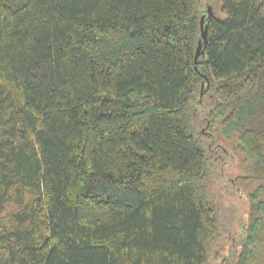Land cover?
Masks as SVG:
<instances>
[{
	"label": "trees",
	"instance_id": "obj_1",
	"mask_svg": "<svg viewBox=\"0 0 264 264\" xmlns=\"http://www.w3.org/2000/svg\"><path fill=\"white\" fill-rule=\"evenodd\" d=\"M220 140L258 264L264 0H0V264H209Z\"/></svg>",
	"mask_w": 264,
	"mask_h": 264
},
{
	"label": "rangeland",
	"instance_id": "obj_2",
	"mask_svg": "<svg viewBox=\"0 0 264 264\" xmlns=\"http://www.w3.org/2000/svg\"><path fill=\"white\" fill-rule=\"evenodd\" d=\"M220 141L222 162L210 166L207 187L211 199L219 206L221 235L212 247L209 264H232L236 245L244 237L242 230L250 207L247 197L254 186L240 179L250 173V168H243L240 156ZM257 263L264 264V251L260 252Z\"/></svg>",
	"mask_w": 264,
	"mask_h": 264
},
{
	"label": "water",
	"instance_id": "obj_3",
	"mask_svg": "<svg viewBox=\"0 0 264 264\" xmlns=\"http://www.w3.org/2000/svg\"><path fill=\"white\" fill-rule=\"evenodd\" d=\"M208 12H210V8L207 9ZM211 15V14H209ZM203 20H204V17L202 16L201 19H200V29H201V37L203 40H205V37H206V27H203ZM200 48H201V41L198 43V46H197V49H196V52H195V57H194V65L196 66V63H197V59L199 57V54H200ZM202 86L203 84L201 85V89H202Z\"/></svg>",
	"mask_w": 264,
	"mask_h": 264
}]
</instances>
